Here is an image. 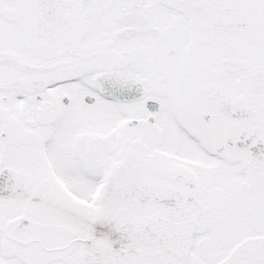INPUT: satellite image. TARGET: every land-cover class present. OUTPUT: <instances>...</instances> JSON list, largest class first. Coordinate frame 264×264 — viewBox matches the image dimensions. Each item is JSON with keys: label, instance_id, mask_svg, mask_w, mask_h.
<instances>
[{"label": "flooded vegetation", "instance_id": "obj_1", "mask_svg": "<svg viewBox=\"0 0 264 264\" xmlns=\"http://www.w3.org/2000/svg\"><path fill=\"white\" fill-rule=\"evenodd\" d=\"M0 264H264V0H0Z\"/></svg>", "mask_w": 264, "mask_h": 264}, {"label": "water", "instance_id": "obj_2", "mask_svg": "<svg viewBox=\"0 0 264 264\" xmlns=\"http://www.w3.org/2000/svg\"><path fill=\"white\" fill-rule=\"evenodd\" d=\"M169 243H170L171 247H168V245H166V246L168 247V249H169V251H170V255L168 254V258L171 259V258L173 257V256H172V250H171V249L174 248V246L178 243V241L170 240ZM179 243H180V242H179ZM179 243H178V244H179ZM156 246L159 247V246H161V245H156V244H155L154 247H156ZM166 255H167V254H166Z\"/></svg>", "mask_w": 264, "mask_h": 264}, {"label": "rangeland", "instance_id": "obj_3", "mask_svg": "<svg viewBox=\"0 0 264 264\" xmlns=\"http://www.w3.org/2000/svg\"><path fill=\"white\" fill-rule=\"evenodd\" d=\"M231 242H232V241H230V242H228V243L231 244ZM221 246H222L221 242L218 241V242L216 243V250H221Z\"/></svg>", "mask_w": 264, "mask_h": 264}]
</instances>
